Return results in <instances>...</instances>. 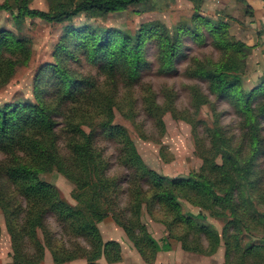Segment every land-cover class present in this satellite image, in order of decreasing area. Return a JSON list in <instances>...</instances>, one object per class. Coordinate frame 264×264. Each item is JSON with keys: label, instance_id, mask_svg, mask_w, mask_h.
Returning a JSON list of instances; mask_svg holds the SVG:
<instances>
[{"label": "trees", "instance_id": "trees-1", "mask_svg": "<svg viewBox=\"0 0 264 264\" xmlns=\"http://www.w3.org/2000/svg\"><path fill=\"white\" fill-rule=\"evenodd\" d=\"M150 1L56 0L50 11H44L33 8L31 0H6L0 11L10 12L21 31L28 19L62 23L82 14L102 17L121 13ZM190 1L198 11L201 0ZM194 23L192 29L179 28L172 33L163 25L145 24L135 35L114 28H68L57 46L56 62L42 66L37 74L34 99L0 104V151L8 156L0 163V216L11 240L10 264H40L47 251L55 264L72 262L80 252H85L87 264H99L101 259L118 263L122 260L121 246L115 241L105 243L99 228L110 216L143 260L152 264L159 248L142 221L145 206L153 216L163 212L161 223L187 252L213 255L224 241L226 264L264 260V245L251 242L243 247L245 233L264 231V172L256 171L258 155L264 154L259 122L264 116V103L253 108L257 92L246 94L241 90L244 44L232 43L223 24L214 27L198 13ZM201 25L210 31L216 47L230 57L224 63H197L194 75L209 79L218 94L234 97L247 132L241 143L234 144L220 128L213 129L212 157L188 178H169L150 169L137 153L130 132L113 124L117 103L110 96L111 90L102 88L95 78L72 70L68 63L82 56L92 67H99L106 81L114 83L120 78L132 86L141 76L149 42H154L157 49L160 71L171 72L183 49L182 34L200 39ZM32 58L30 40L0 29V92L17 69L29 65ZM263 89L262 85L258 92ZM153 103L156 105L154 99ZM58 117L64 120L68 155L59 149ZM98 128L122 143L121 160L134 171L126 207L119 206L121 187L108 174L109 163L95 145ZM54 171L73 182V198L80 208L70 205L57 188L41 180L42 174ZM143 181L149 189H144ZM182 201L225 223L223 232L200 224V216L185 215ZM48 213L57 216L64 233L83 238L89 249H69L56 240L46 223ZM1 236L0 223V245ZM202 236L208 241L207 248L200 244Z\"/></svg>", "mask_w": 264, "mask_h": 264}, {"label": "rangeland", "instance_id": "rangeland-1", "mask_svg": "<svg viewBox=\"0 0 264 264\" xmlns=\"http://www.w3.org/2000/svg\"><path fill=\"white\" fill-rule=\"evenodd\" d=\"M263 1L264 0H260ZM6 0H0V5ZM56 0H31L36 9L50 11ZM196 11L190 0H152L149 3L133 6L129 10L96 17L82 14L62 23H49L39 19H28L20 28L14 24L10 12L0 11V29L19 34L31 41L33 58L29 65L19 67L10 83L0 92V104L11 100H33L34 86L40 68L56 62L54 55L58 44L68 28L92 27L100 29L114 28L124 33L135 35L145 24H160L169 32L179 28L192 29L194 16L211 22L217 27L223 24L232 43L245 46V67L240 77L242 92L254 96L253 108L264 103V22L257 27L254 21V10L246 0H201ZM200 39L192 35L182 34L183 49L177 57L175 69L161 72L158 53L154 42L146 46V60L141 76L132 86H127L120 78L114 83L106 81L99 73V67H92L82 56L68 63L72 70L85 76H91L102 84L104 89L111 90L117 103L114 125L126 128L136 143V151L146 165L157 173L169 178H188L198 172L206 158H211V131L220 128L225 136L234 144L241 143L247 130L244 128V116L231 95H220L212 89L209 79L194 75L197 63H224L230 57L228 53L215 45L210 31L201 25ZM193 74V75H192ZM235 81V79H233ZM116 85V90L113 89ZM49 99L51 95L47 96ZM153 99L156 103L154 105ZM155 107L160 108L157 112ZM59 149L61 154L68 155L67 137L61 117L57 119ZM161 120V122L159 121ZM260 134L264 138V116L259 119ZM89 132V130H86ZM95 145L109 163L108 174L116 178L121 187L117 199L120 207L128 203L129 181L134 171L121 160L123 145L116 138H111L102 128L94 132ZM264 151V147L262 148ZM8 160V156L0 151V163ZM219 162V159L217 160ZM258 174L264 172V154H259L256 162ZM41 180L57 188L61 197L70 205L80 208L73 198L75 185L57 171L41 175ZM144 189H149L143 181ZM264 182L263 181L261 183ZM264 184V183H263ZM185 215L200 216L199 223L223 232L224 224L211 216L210 212L182 201ZM163 212L152 215L145 206L143 223L159 248L157 259L152 264H226V247L224 241L213 255H199L187 252L181 242L170 237L166 226L161 223ZM2 236L0 245V264L12 263L11 240L7 233L5 220L0 216ZM46 223L50 234L56 240L64 242L69 249L76 246L84 251L89 249L83 238H71L63 231V225L54 213L46 215ZM105 243L115 241L121 246L122 260L115 264H148L140 256L123 229L116 224L112 216L99 225ZM243 247L254 242L264 245V231L245 233ZM199 238V237H198ZM199 240V239H198ZM78 244V245H76ZM202 247H208V241L202 236ZM99 264H110L101 259ZM40 264H55L49 251ZM66 264H87L85 252H80L77 259ZM251 264H264V260H251Z\"/></svg>", "mask_w": 264, "mask_h": 264}, {"label": "crops", "instance_id": "crops-1", "mask_svg": "<svg viewBox=\"0 0 264 264\" xmlns=\"http://www.w3.org/2000/svg\"><path fill=\"white\" fill-rule=\"evenodd\" d=\"M249 5H252L253 12H254V21L256 22V26L260 28V24L264 22V3L260 0H246ZM260 38H264L263 35H261ZM261 50L263 51L264 55V45H262Z\"/></svg>", "mask_w": 264, "mask_h": 264}]
</instances>
